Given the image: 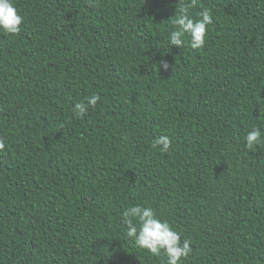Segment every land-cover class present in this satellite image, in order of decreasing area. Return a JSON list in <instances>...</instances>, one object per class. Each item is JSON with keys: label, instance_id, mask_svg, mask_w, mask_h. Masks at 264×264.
Segmentation results:
<instances>
[{"label": "trees", "instance_id": "obj_1", "mask_svg": "<svg viewBox=\"0 0 264 264\" xmlns=\"http://www.w3.org/2000/svg\"><path fill=\"white\" fill-rule=\"evenodd\" d=\"M0 32V264H166L126 237L152 206L185 264H264V0H198L207 43L169 47L178 0H14ZM169 68L165 71L163 63ZM101 99L77 118L74 104ZM161 135L172 148H153Z\"/></svg>", "mask_w": 264, "mask_h": 264}, {"label": "clouds", "instance_id": "obj_2", "mask_svg": "<svg viewBox=\"0 0 264 264\" xmlns=\"http://www.w3.org/2000/svg\"><path fill=\"white\" fill-rule=\"evenodd\" d=\"M198 0H178L175 15L169 19L173 26L168 37L169 47L177 49L185 46V37L193 50L203 49L207 43L208 29L213 24L212 12L205 8L199 12V18H193L191 9L196 7ZM24 17L18 14L14 0H0V32L14 36L21 31ZM165 71L169 65L162 64ZM101 97L92 94L84 101L74 104V115L82 118L89 108H95ZM259 125H253L244 137L246 149H252L264 143V132ZM152 147L162 153H168L172 148L171 139L166 135L156 138ZM5 144L0 140V151L4 150ZM122 224L126 227V237L135 245L152 256L166 257V264H185L193 252L191 240L182 239L180 232L162 219L157 211L148 205L136 204L126 208L122 213Z\"/></svg>", "mask_w": 264, "mask_h": 264}]
</instances>
